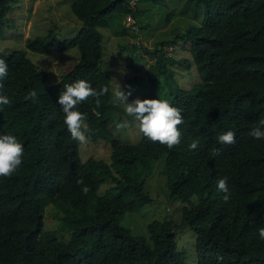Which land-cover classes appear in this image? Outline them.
Instances as JSON below:
<instances>
[{"label": "trees", "instance_id": "1", "mask_svg": "<svg viewBox=\"0 0 264 264\" xmlns=\"http://www.w3.org/2000/svg\"><path fill=\"white\" fill-rule=\"evenodd\" d=\"M15 1L0 0V41L17 29L9 16ZM166 8L167 0H72L71 13L81 23L74 37L61 39L51 29L27 38L25 49H0L8 64L0 95L11 101L0 106V135H13L24 147L17 172L0 178V264H191L178 244L185 230L195 234V264H264L258 233L264 227V140L249 135L264 127V0H184L182 9L196 17L152 48L140 46L155 58L150 76L165 82L169 103L181 109L179 145L169 150L142 133L138 143L123 144L110 130L112 112L124 110L112 102L100 29L119 32L130 17V31L138 24V33L149 27L140 25V16L151 10L162 15ZM172 17L166 12L165 23ZM120 47L128 54V45ZM70 49L77 50L78 61L53 82L27 55ZM178 50L186 56H173ZM191 66L199 81L178 88L176 69ZM80 79L109 89L99 107L89 98L76 109L85 115L88 142L110 143L109 161L83 162L79 142L64 124L59 94ZM31 90L35 101L26 99ZM229 130L236 143L219 144L217 137ZM194 140L195 150L189 148ZM218 148L220 155L213 156ZM160 159L158 183L179 201L180 222L154 220L147 236H133L121 221L152 201L146 180ZM225 177L227 202L217 190ZM79 179L90 188L87 195ZM47 211L56 220L52 230L45 227Z\"/></svg>", "mask_w": 264, "mask_h": 264}, {"label": "rangeland", "instance_id": "2", "mask_svg": "<svg viewBox=\"0 0 264 264\" xmlns=\"http://www.w3.org/2000/svg\"><path fill=\"white\" fill-rule=\"evenodd\" d=\"M72 0H16L14 8L10 13V18L15 22L16 28L6 33L5 39L0 41V49L3 47H14L25 49L24 42L27 38L41 36L53 29L61 39H71L74 37L81 23L78 22L70 10ZM184 0H167V8L162 10V15L154 13L153 10L140 16V25L146 23L149 26L146 30L138 31L136 26L132 29L137 34V38L130 31L132 19L125 18L124 28L116 33L112 30L100 29L103 34L102 65L111 69L112 77V102L120 109L124 106L114 102V92L119 84L124 91H128L125 86H130L132 95L129 101L139 99H164L169 102V92L162 79L151 77L153 72L149 69L154 64L155 58L144 53L140 46L152 48L155 43L171 37L173 29L180 27L183 23L196 17L191 10H183ZM166 12L172 14L171 21L165 23ZM162 18V19H161ZM144 20V21H143ZM143 21V23H142ZM128 45V54L124 53L120 46ZM136 50L132 51L134 46ZM179 51V50H178ZM177 51V52H178ZM173 56L179 58L186 56V53L179 51ZM28 58L40 69L44 70L49 77V81H59L62 74L68 71L79 59L76 49H70L61 54L43 55L39 53L27 52ZM133 62V68L129 69V61ZM177 68V67H176ZM149 70V71H148ZM173 81L178 88L188 89L199 81V75L195 67L187 69H176ZM153 81H152V80ZM135 83H137L135 85ZM126 122L127 127L117 131L116 124ZM109 127L114 137L123 144H136L140 141L141 132L138 123L131 117H127L124 112H112V119ZM109 142L100 140L96 143H79V153L82 161L89 158L103 159L109 161L111 154ZM163 168V159L157 161L153 166V172L146 180V190L149 192L152 201L136 212L126 213L121 221V225L133 236H147V225L154 220L172 218L175 223L180 222L181 205L177 199H170L168 194L158 183V176ZM56 220L51 211L45 215V227L48 230L55 228ZM184 234H178V244L182 250H187L188 261L191 264L197 263L195 254V234L190 230H185ZM67 234L63 237L67 238Z\"/></svg>", "mask_w": 264, "mask_h": 264}, {"label": "clouds", "instance_id": "3", "mask_svg": "<svg viewBox=\"0 0 264 264\" xmlns=\"http://www.w3.org/2000/svg\"><path fill=\"white\" fill-rule=\"evenodd\" d=\"M8 76V64L5 59L0 58V88H3L2 81ZM114 92V102L124 106V112L127 117L133 118L139 126V131L144 137L154 143L167 146L169 150L179 145L182 133L179 126L184 123L181 109L173 107L164 99H139L135 98L129 101L132 95L130 86H125L128 91L122 90L121 86ZM108 87H101L99 90L93 88L89 82L80 79L64 86V91L59 94L57 103L61 106L64 113V124L73 140L80 144L88 142L90 132L88 125L85 123V115L77 111L78 105L86 102L89 98H94L97 107L100 106V97L108 93ZM26 99L35 101L37 93L35 90L29 91ZM11 104L6 95H0V106ZM264 125V121H261ZM126 122L116 124L117 131L127 127ZM249 135L255 140H264V127L253 128ZM217 142L221 145H233L236 143L235 132L229 130L217 137ZM199 141L194 140L190 149H197ZM221 150L215 149L213 156L220 155ZM24 156V147L18 142L13 135H0V178H10L13 176L22 164ZM81 186V192L87 195L90 188L84 183L83 179L76 181ZM217 190L224 193L223 200L227 202L230 198L227 178L217 181ZM259 239L264 240V227L258 229Z\"/></svg>", "mask_w": 264, "mask_h": 264}]
</instances>
